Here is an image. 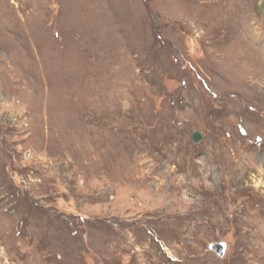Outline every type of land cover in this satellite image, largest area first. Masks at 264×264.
<instances>
[{
  "label": "rangeland",
  "instance_id": "1",
  "mask_svg": "<svg viewBox=\"0 0 264 264\" xmlns=\"http://www.w3.org/2000/svg\"><path fill=\"white\" fill-rule=\"evenodd\" d=\"M0 264H264V0H0Z\"/></svg>",
  "mask_w": 264,
  "mask_h": 264
},
{
  "label": "water",
  "instance_id": "2",
  "mask_svg": "<svg viewBox=\"0 0 264 264\" xmlns=\"http://www.w3.org/2000/svg\"><path fill=\"white\" fill-rule=\"evenodd\" d=\"M201 141V136L199 133H195L193 135V142L194 143H199ZM210 250L214 252L217 256L220 258L224 257L225 255V250H226V245L221 243V244H211L210 245Z\"/></svg>",
  "mask_w": 264,
  "mask_h": 264
}]
</instances>
